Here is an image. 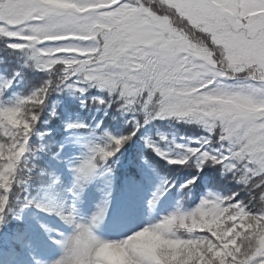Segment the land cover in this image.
I'll use <instances>...</instances> for the list:
<instances>
[{
    "label": "snow or ice",
    "instance_id": "snow-or-ice-1",
    "mask_svg": "<svg viewBox=\"0 0 264 264\" xmlns=\"http://www.w3.org/2000/svg\"><path fill=\"white\" fill-rule=\"evenodd\" d=\"M0 40L11 49L30 52L28 59L36 67L49 70V79L28 96L14 104L0 103V111H15L26 122V126L15 127L0 117V225L8 213L18 215L32 204L44 208L25 198L13 209L9 196L12 183L47 93L61 87L83 93L86 88L82 85L115 94L122 108L139 104L148 117L200 121L214 134L219 147L215 151L190 148L181 159L171 162L183 164L195 155L197 167L208 162L222 164L225 171L249 185V204L264 200V0H66L61 4L54 0H0ZM228 80L234 83H225ZM9 83L3 82L0 95ZM93 99L105 102L102 97ZM133 134L112 136L103 146L90 149L91 154L75 168L70 189L74 198L98 167L96 161L113 157ZM145 143L167 158L157 143L150 139ZM160 187L153 192L150 204ZM209 202L218 208L238 205L245 212L252 210L231 196L210 195L192 210L169 214L158 222L166 223L172 216L211 215ZM44 210L55 211L74 226L73 234L56 241L63 252L52 264H96L99 241L93 229L105 208L100 207L87 222L78 219L74 202L66 211ZM236 211L230 208L225 214ZM256 212L264 215V210ZM213 231L169 226L162 234L192 246L211 242L218 247ZM131 255L134 264H152L136 253ZM234 255L237 259L229 257L224 264H264V245L253 240L245 251ZM206 258L189 249L176 264H221L211 253H206Z\"/></svg>",
    "mask_w": 264,
    "mask_h": 264
},
{
    "label": "trees",
    "instance_id": "trees-1",
    "mask_svg": "<svg viewBox=\"0 0 264 264\" xmlns=\"http://www.w3.org/2000/svg\"><path fill=\"white\" fill-rule=\"evenodd\" d=\"M54 2L61 4L66 0ZM29 55L30 52L26 54L23 50L11 49L4 40H0V86L4 81H10L3 87L0 103L14 104L17 99L28 96L49 79V70L36 67L28 59ZM225 83L234 82L228 80ZM82 86L86 88L83 93L64 87L47 93L43 105L38 109L39 116L30 132L26 152L17 167V178L9 193L11 203L12 196L17 192L24 198H29L27 186L39 179L57 178V171L51 165L49 157L61 159L62 146L68 139H72L75 151L82 153L81 146H103L112 136H127L134 132L111 160L118 168L127 159L128 169L135 170L140 178L153 165L157 170L156 182L161 180L160 170L167 172L168 184L174 185L176 195L180 196L185 190L187 203L195 200L190 209L179 212L192 210L210 195L222 198L231 196L234 200L244 202L249 208L252 207L251 211L245 212L238 205L218 208L215 203L209 202L211 215H196L184 219L176 216L172 227L177 230H214L219 246L211 242L192 246L182 239H171L162 234L158 239L157 251L164 264H176L181 253L189 249L203 260L207 259L206 253H211L213 257L225 261L229 257L237 259L234 254L245 251L253 240L264 245V215L256 212V209L264 210V200L257 199L253 206L249 204V185L234 178L231 172L223 169L222 164L208 162L197 167L198 157L195 155L183 164L171 162L181 159L190 148L215 151L219 147L215 143L214 134L209 133L204 124L192 118L148 117L139 104L134 103L125 109L121 107V101L116 95L109 94L106 89ZM94 97H102L105 102L98 103ZM27 111L30 112L31 108ZM0 117L15 127L26 126V122L15 111H0ZM146 139L157 143L167 158L149 148L145 143ZM205 139L209 141L207 144L202 143ZM189 180L192 183L186 184ZM230 208H236L237 211L226 215ZM9 217L10 213L6 215V218ZM233 220L236 222L231 223Z\"/></svg>",
    "mask_w": 264,
    "mask_h": 264
},
{
    "label": "rangeland",
    "instance_id": "rangeland-1",
    "mask_svg": "<svg viewBox=\"0 0 264 264\" xmlns=\"http://www.w3.org/2000/svg\"><path fill=\"white\" fill-rule=\"evenodd\" d=\"M81 163H83L81 159L74 158L68 166L64 167L67 176L63 179L61 186L53 185L49 188V192L45 193V195L50 193V196L47 198H41L38 201L40 204L44 205V208H54L56 210L66 211L69 205L74 202L78 219L80 222H87L90 216L96 213L100 207H104L105 211L103 218L97 225L100 229V234L97 237L106 239L124 238L127 235L132 234L134 231L139 230L146 225L156 223L163 217L167 216L160 213L157 209V205L154 203H152V205L149 202H146L147 196L143 198V201H137L139 197H144L146 193H140L138 189L129 192L128 187L124 186L121 194L114 195L109 191L107 184H100L98 181H94L95 176H93L92 173L87 181L83 182L82 189L78 190V195L74 198L70 189H72L75 181V168ZM152 198L153 197L150 196L148 198L149 201L152 200ZM44 208H38V210ZM111 212L113 214L111 221L104 226V219L107 218ZM118 212H120L123 217L118 216ZM26 213L28 221L37 225L40 231L44 230L46 232L45 235H52L50 229L41 227V224L37 223L38 218L44 217L42 214H38L31 209H27ZM55 214L56 219L60 222L62 221L65 226L62 238L73 234L74 226L63 221L56 212ZM161 222L162 226L152 225L144 234H136L127 242L110 249L105 256L100 257V260L103 259L104 264H134L131 253H136L145 259L151 260L153 256L149 250V246L156 242V239L162 233V229L166 228L168 222H171V220L168 219L166 223L163 221ZM123 225H130V228H123ZM68 229H70V231H68ZM45 251L49 252V256L42 259L40 256L43 254L40 253L36 256V262H39L40 264H52L53 261L62 255L63 249L61 245L57 243V246L49 247L45 249ZM97 251L98 250L96 249L94 255ZM34 256L35 252L32 253L31 257ZM218 260L221 261V264H224V260ZM80 264H84V262L81 261ZM207 264H211V262L207 261Z\"/></svg>",
    "mask_w": 264,
    "mask_h": 264
},
{
    "label": "clouds",
    "instance_id": "clouds-1",
    "mask_svg": "<svg viewBox=\"0 0 264 264\" xmlns=\"http://www.w3.org/2000/svg\"><path fill=\"white\" fill-rule=\"evenodd\" d=\"M156 226H162V222H158L155 224ZM151 226L146 225L139 230H136L134 233H132L129 237H124L121 239H106V238H100L97 237L99 243L98 247L96 248L98 250V254L103 257L105 254L112 248L117 247L118 245L127 242L131 237L135 236L136 234H144ZM97 264H104V260L101 259L97 261Z\"/></svg>",
    "mask_w": 264,
    "mask_h": 264
}]
</instances>
